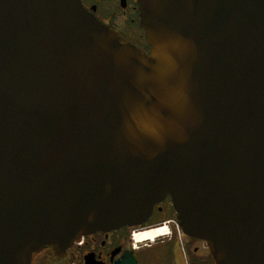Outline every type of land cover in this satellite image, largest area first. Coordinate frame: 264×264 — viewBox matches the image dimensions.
I'll use <instances>...</instances> for the list:
<instances>
[{
    "label": "water",
    "instance_id": "obj_1",
    "mask_svg": "<svg viewBox=\"0 0 264 264\" xmlns=\"http://www.w3.org/2000/svg\"><path fill=\"white\" fill-rule=\"evenodd\" d=\"M148 52L82 0H0V264L170 197L216 264H264V0H138Z\"/></svg>",
    "mask_w": 264,
    "mask_h": 264
},
{
    "label": "flooded vegetation",
    "instance_id": "obj_2",
    "mask_svg": "<svg viewBox=\"0 0 264 264\" xmlns=\"http://www.w3.org/2000/svg\"><path fill=\"white\" fill-rule=\"evenodd\" d=\"M82 1L88 9L95 7L94 13L102 23L142 51L150 50L140 25L138 0ZM172 220H177V213L170 197H166L154 205L142 225L82 235L60 254L45 247L33 253L31 264H216L205 241L182 229L176 231Z\"/></svg>",
    "mask_w": 264,
    "mask_h": 264
},
{
    "label": "built area",
    "instance_id": "obj_3",
    "mask_svg": "<svg viewBox=\"0 0 264 264\" xmlns=\"http://www.w3.org/2000/svg\"><path fill=\"white\" fill-rule=\"evenodd\" d=\"M171 222H172V224H173L175 230L179 232L180 229H181V228H180V225H179V222H178L177 220H172Z\"/></svg>",
    "mask_w": 264,
    "mask_h": 264
},
{
    "label": "bare ground",
    "instance_id": "obj_4",
    "mask_svg": "<svg viewBox=\"0 0 264 264\" xmlns=\"http://www.w3.org/2000/svg\"><path fill=\"white\" fill-rule=\"evenodd\" d=\"M163 229H165V228H163ZM166 230V229H165ZM165 230H162L163 232H165Z\"/></svg>",
    "mask_w": 264,
    "mask_h": 264
},
{
    "label": "rangeland",
    "instance_id": "obj_5",
    "mask_svg": "<svg viewBox=\"0 0 264 264\" xmlns=\"http://www.w3.org/2000/svg\"><path fill=\"white\" fill-rule=\"evenodd\" d=\"M163 228H164V227H163ZM163 228H162V230H165V229H163ZM159 230H160V229H159ZM153 238H154V237H153ZM151 239H152V238H151Z\"/></svg>",
    "mask_w": 264,
    "mask_h": 264
}]
</instances>
